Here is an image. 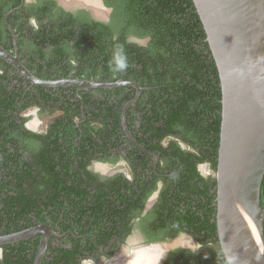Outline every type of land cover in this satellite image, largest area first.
Wrapping results in <instances>:
<instances>
[{
	"label": "trees",
	"instance_id": "obj_1",
	"mask_svg": "<svg viewBox=\"0 0 264 264\" xmlns=\"http://www.w3.org/2000/svg\"><path fill=\"white\" fill-rule=\"evenodd\" d=\"M11 2L0 3V43L8 50L13 42L4 16L20 0ZM105 3L114 8L113 26L91 20L89 28H82L85 26L82 22L78 26L70 13L59 9L66 21L61 27L64 34L38 33L36 50L42 60H46L44 42L49 44L52 60L56 55L62 58L66 53L75 54L78 76L96 75L100 82L125 81L127 70L128 75H133L143 69L142 78L138 74L134 80L142 86L147 84L151 90L138 104L139 114H134L132 108L127 110V126L136 132L139 145L160 155L166 162L162 166L164 172L169 174L161 198L150 213L156 219L149 224L157 232H165L157 239L189 234L201 246L196 252L177 249L164 264H228L217 231V181L205 178L198 169L203 163L214 171L218 167L222 89L193 0H105ZM19 14L20 11L8 20H17ZM44 17L38 19L42 21ZM77 26L82 29L79 31ZM132 37L149 42L142 46L128 41ZM4 82L0 81V236L41 224L53 228L58 224L62 231L71 232L59 245L54 246L51 241L42 264H82L94 254L98 260V249L108 243L109 237L118 235L124 239L125 235L116 231L120 233L117 229L124 224V228L128 227L132 213L125 210L124 175L101 178L88 166L93 159L114 164L123 157L122 112L130 94H124L126 87L97 89L102 98L91 103L90 97H85L82 111L81 100L73 103L72 97H65L59 105L61 99L57 95L39 86L35 89L40 91L33 94H25L21 89L12 95ZM42 103L50 105L54 113L63 111L65 119L57 118L51 129L66 134L67 153L75 160L80 154L91 155L79 161L78 167L74 168L67 155L64 165L59 164L58 156L55 160L51 156L59 150V137L45 139L27 130L23 118L15 119V112ZM74 104L78 106L74 108ZM78 120L83 121L80 126L76 125ZM72 136L81 138L79 146L69 145ZM133 148L136 151L126 157L134 177L130 195L134 198L142 185L149 186V194L143 196L147 199L156 184L146 183L138 166L141 150L136 143ZM140 203L137 200L135 208ZM261 206L264 209V179ZM40 240L37 237L0 246V264H35ZM119 249L117 245L105 256Z\"/></svg>",
	"mask_w": 264,
	"mask_h": 264
},
{
	"label": "water",
	"instance_id": "obj_2",
	"mask_svg": "<svg viewBox=\"0 0 264 264\" xmlns=\"http://www.w3.org/2000/svg\"><path fill=\"white\" fill-rule=\"evenodd\" d=\"M193 3L206 32L222 89L216 171L219 244L228 264H264V209L261 206L264 179V0H193ZM15 45L16 51L12 54L0 44V58L32 84L87 89L130 85L136 87L139 94L141 92L138 84L125 81L42 80L23 65ZM130 105L122 114L127 132L126 113ZM128 134L132 137L130 132ZM51 234L58 235L48 225H38L0 236V246L41 236L35 264H42Z\"/></svg>",
	"mask_w": 264,
	"mask_h": 264
},
{
	"label": "flooded vegetation",
	"instance_id": "obj_3",
	"mask_svg": "<svg viewBox=\"0 0 264 264\" xmlns=\"http://www.w3.org/2000/svg\"><path fill=\"white\" fill-rule=\"evenodd\" d=\"M9 1L10 2L12 1L11 3L16 2V0H9ZM101 1L105 6V11L107 12L108 15L104 19L96 18L93 15L92 10L84 6V4L86 3L75 8H66L58 0H20V4L17 7H14L9 11H7V13L4 16V22L7 26L8 35H11V41L13 42V47L12 49L8 50L7 47H4L5 45L3 46L1 43L0 44L8 52L14 54L16 51L15 50L16 49L15 43H16L19 51V56L21 58L23 65L28 70H30L36 77L42 80L61 81L65 79H72V80H82V81L96 82V83H107V82H100L96 75H92V76L87 75V76L79 77L77 74L78 62H76L75 54L66 53L62 58H59L58 55H56L55 58L52 60L51 58H49L52 55L49 44L47 42H44L42 48H43V53H46L44 55L46 60H42L40 57L41 53H39L35 47L36 44L35 37L38 33H42L43 36H45L46 34L51 35L55 32L56 34H61L62 32H63L62 34H64V31L61 30V27L66 23V21L62 18L63 14L62 12H59V9H62L65 13H70L72 17H74L76 21H78V26L80 22H82L85 25L82 28H87V27L89 28V26L92 25L91 20H94L95 22L102 23L105 25L113 26L114 8L110 5H107L105 3V0H101ZM0 3H4V0H0ZM41 10L43 11V16H45L42 21L38 19L40 17H43L41 15ZM18 11H20L19 16H17L18 19L17 20L12 19L9 21L8 18L10 16L18 15ZM78 26L75 28L79 29L80 31L82 28H78ZM65 29L67 30L68 28ZM128 41L130 42L133 41L138 43L139 45L146 46L149 42V39H138L132 37L131 39H128ZM71 46H69V48H71ZM68 55L71 57L69 59V62H68V57H69ZM67 67H68V73H65ZM141 70L143 71V69L140 68L139 71H136V73L133 75H128V70L125 73L126 77L128 76L127 77L128 79L125 80V82L138 84L141 87L140 94L138 92V89L134 86H130V85L123 86L126 87L124 94L125 95L130 94L129 97L130 99L125 104V107H127L128 105H130L131 102H134L136 100L134 104H131L128 107V109L132 108V112L136 115L139 114L137 112H139L138 108L140 103L142 102V99L145 100V98H147L148 95L147 92L151 90V87L148 86L147 84L142 86L134 80V77L138 74L139 77L142 78L140 72ZM1 80H4L5 81L4 83L8 85V90L11 91L12 95L16 91H20L21 89L23 92H25V94L29 92L33 94L34 92L40 91L35 89V86H39V85L32 84L31 81L27 80L24 76H22L21 73H19L13 66H11L6 61L0 58V81ZM42 88H44L45 91L48 90L47 92L53 95H57L61 99L59 105H61V103L66 100L65 97H72L70 99H72L73 103H75V101L78 102L79 100H81V102L83 103L81 107L82 111L83 109H85V105H84L85 97H90L89 102L91 103H93L96 99L100 100L102 98V94H100L97 91V89L99 88L87 89L86 87H82V86H69V87H57V88L42 87ZM74 97L78 99H75ZM78 104L76 106H78ZM76 106L74 108H76ZM42 107H46V108H42ZM50 107H51L50 105L46 103H42L41 106L35 105L29 107L26 110H21L20 113L15 112L14 117L15 119L17 116L23 118L25 120L23 125L27 130L35 134L42 135L45 139H49V138L55 139L59 137L60 151L58 150L57 151L58 153L56 152L54 154H51V156L52 157L54 156L53 157L54 160L55 157L58 156L59 164L64 165L65 156L67 155L70 161L72 162L74 168H76L79 166V161H81L83 158L87 160L91 157V155L84 154L85 157H82V155L80 154L78 160H75L74 159L75 157L73 155L67 153V144L64 141V139L66 138V134L63 132H52L51 129V126L56 123V119L59 118V120L62 121L65 119V115L61 109L57 110V112L54 113L53 109ZM32 111H34L35 113H31ZM138 118H140V115H138ZM22 122L23 121H20V123ZM77 122L78 123L76 125L80 126L83 121L78 120ZM40 124L42 129L41 127L40 129L37 128ZM136 125L140 127V122L136 121ZM123 129L125 131V142H124V147L122 149L123 157L114 164L109 161H100L97 159H93L91 160V164L88 167L92 172L98 174L101 178H112L113 176L118 174L124 175L127 182V187L125 188V192L127 193L125 195L127 198L125 210L130 209L132 216L130 217L129 225L127 228H124L125 227L124 224L123 228L117 229L120 230V233L116 231V234L123 233L125 235L123 240H121L118 235H113L109 237L107 241L108 243L105 245L101 244V246L98 249V254L100 255L99 259L96 260V257L95 258L93 257L95 255L94 254L89 258L84 259L82 261V264H107V263L118 264V261L120 259L122 260L125 257L124 255L127 254L128 256H131L132 254L141 253V252L144 254H150L151 256L152 254H157V256L154 257L153 262H151L150 264H164L167 260V257L177 249L190 250L191 252L198 251L201 248L199 244H197V246L193 249V248H185L179 245L175 247L174 245L169 243L172 241V239H175L178 236L165 237L163 240L157 239L162 235H164L165 232L163 231L157 232V230L154 229L149 224V222L152 224V221L156 219V217H150V213L158 204L162 192L168 182L167 179L169 178V174H166L163 168L164 167L163 165H166V162H164L161 159L160 155H158L157 153L147 150L142 145H140L142 146L140 147L137 139L134 136V133H136L135 131L129 130L128 127V132H130L132 135L131 137L128 134L127 130L124 128V126ZM68 135L69 133L67 134V136ZM69 139H71V143L69 145H72L74 147L79 146L81 140L79 136L78 137L72 136ZM135 143L139 146L141 150V153L139 152V154L142 156L140 163L138 164L139 171L143 174L144 179H147L146 183L148 185L150 182H155L156 184L154 190L151 192L150 196L147 197V199L144 198L143 196L149 194L150 191L149 189H151L149 188V186L145 188L144 185H142V187L138 189L139 192L134 198H131L130 195L134 177L132 175L129 162L128 159H126V157H128V155H131L132 151L133 152L136 151L133 148V144ZM6 146L9 149H11L14 153L16 152L15 149L12 148L13 146L11 144L6 143ZM21 151L22 150H20L19 152ZM112 153H113L112 157L114 158L115 150ZM28 155H29V151L26 152V159L28 158ZM51 156L49 158H51ZM98 163L107 164V166L97 167ZM204 166L208 167L209 173L207 170H205V172L202 171V168ZM198 169L202 174V176H204L205 178L212 177L216 179L217 170L214 171L213 169H211L208 163L200 164ZM137 200L141 201V203H140V207L135 208L134 205ZM129 203L131 204L129 205ZM129 226L130 229L128 230ZM50 228L55 233L58 234V235L51 234L50 243L52 241V244L54 246L59 245V242L65 240V236L71 232V230L69 229L66 230L65 232L62 231L63 228H60L58 224H56L54 228L53 227ZM113 231L115 230L110 229V232ZM37 237H41V236H36L33 238H37ZM53 237L56 238H54L53 240ZM136 238L138 239L134 243H132V241H134ZM167 243L171 245L169 248L165 247L166 246L165 244ZM117 245L120 247V249L116 253H113L112 255L110 253L109 257L105 256L106 252H111L112 250H114V248L117 247ZM163 245L164 247L161 248ZM159 248H161V252H157L158 251L157 249Z\"/></svg>",
	"mask_w": 264,
	"mask_h": 264
},
{
	"label": "rangeland",
	"instance_id": "obj_4",
	"mask_svg": "<svg viewBox=\"0 0 264 264\" xmlns=\"http://www.w3.org/2000/svg\"><path fill=\"white\" fill-rule=\"evenodd\" d=\"M63 6H65L66 8H75V7H79L81 5L90 8L93 12V15L98 18V19H104L105 17H107V12L105 11V6L103 5L101 0H58ZM91 1V2H90ZM31 113H35L34 111H32ZM40 123V122H39ZM41 124L37 127L38 129H40ZM42 129V127H41ZM99 166H103L106 167L107 164H102V163H98L97 167ZM206 168V169H205ZM205 170L208 171V167L204 166L202 168V171L205 172ZM213 174V173H212ZM138 238H136L134 241H132V243H134ZM172 245L176 246H182L185 248H195L197 246V242L188 234H181L180 236H178L175 239H172L171 242ZM167 243L165 244L167 248H169L171 245ZM164 245L161 247L163 248ZM161 248L157 249V252H161Z\"/></svg>",
	"mask_w": 264,
	"mask_h": 264
},
{
	"label": "bare ground",
	"instance_id": "obj_5",
	"mask_svg": "<svg viewBox=\"0 0 264 264\" xmlns=\"http://www.w3.org/2000/svg\"><path fill=\"white\" fill-rule=\"evenodd\" d=\"M124 256L125 257L122 260L120 259L118 261V264H150L151 262H153L154 257H156L157 254H152L151 256L150 254H144L141 252V253L132 254L131 256H128L127 254Z\"/></svg>",
	"mask_w": 264,
	"mask_h": 264
}]
</instances>
